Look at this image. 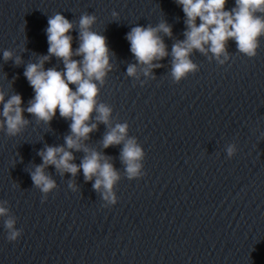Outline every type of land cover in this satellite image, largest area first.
I'll return each mask as SVG.
<instances>
[{"label":"water","instance_id":"95a60500","mask_svg":"<svg viewBox=\"0 0 264 264\" xmlns=\"http://www.w3.org/2000/svg\"><path fill=\"white\" fill-rule=\"evenodd\" d=\"M234 7L235 0H227L224 10ZM55 14L73 24V51L85 14L95 17L90 30L104 36L109 49L110 70L102 85L96 82L97 104L112 110L109 123H97L82 146L118 173L117 203L104 201L103 188L93 190L95 177L85 182L82 171L73 177L47 166L56 187L46 197L34 187L29 172L42 163L38 153L63 146L71 121L57 111L44 124L25 111L28 124L19 135L0 130V206L8 209L0 217V264H264V35L251 59L231 39L223 63L207 46L206 55L193 50L189 59L197 70L175 82L171 50L187 30L175 0H0L5 102L20 95L27 109L34 99L24 71L48 56L47 21ZM161 23L171 28V37L159 33L168 55L148 69L137 64L126 35ZM5 51L12 54L7 61ZM129 65H136L133 77ZM43 68L64 70L54 56ZM117 124H127L125 142L135 139L144 153L139 178H127L123 143L103 147ZM229 146H235L231 158ZM84 155L73 152V163ZM8 218L21 232L14 242L3 227Z\"/></svg>","mask_w":264,"mask_h":264},{"label":"clouds","instance_id":"9594fccd","mask_svg":"<svg viewBox=\"0 0 264 264\" xmlns=\"http://www.w3.org/2000/svg\"><path fill=\"white\" fill-rule=\"evenodd\" d=\"M181 6L186 17L185 39L173 45L172 72L175 82H179L186 74L195 72L196 65L189 59V54L199 51L202 54L211 52L216 59L220 60L223 55L227 60L226 43L234 40L237 51L248 58L256 56L259 46L258 40L264 35V0H235V7L229 12L225 11L227 0H175ZM258 13L260 15H258ZM115 16V13H113ZM200 23L197 25L196 21ZM46 29L48 42V56L40 59L38 63L29 64L24 71L30 87L35 96L29 101L27 109L21 107L20 95H11L5 102V97L0 92V104L3 110L0 112V130L5 131L9 137L19 135L28 121L24 119L26 111L34 116L37 121L48 124L56 112L61 118L70 120V135L64 138V145L59 147H46L40 155L42 163L36 166L34 171L29 172L34 187L43 194H48L55 187V182L45 174L44 169L52 166L60 175L68 173L75 177L78 172L83 173L84 181L88 182L95 177L92 184L93 190L100 192L101 197L109 205L117 203L112 189L119 180V175L107 158L82 146V141L87 140L89 134L96 130L97 123L108 125L111 108L103 103L97 104L96 97L99 94L97 83L103 84L106 70H110L109 49L105 37L91 31L95 23L92 15H82L78 24V48L72 49V36L68 35L73 30V24L61 14L51 16ZM171 37V28L161 23L157 27H133L126 35L130 44V52L135 57L137 64L145 65L148 69L160 67L153 64L154 60L164 59L168 53L159 33ZM207 46V52L206 48ZM54 56L63 62L64 70H44L43 64ZM82 59H73V57ZM5 61L12 58L9 51L3 53ZM15 63H20L19 58ZM136 74V65L127 67V75L133 77ZM148 76L149 72L144 71ZM75 86V91L69 87ZM95 113L96 123H91ZM127 124H117L103 138V147L123 143L121 161L125 165V172L129 180L139 178L144 153L137 145L135 139H127ZM85 153L80 164L73 163V152ZM235 146L227 149L228 157L234 155ZM72 187V185H70ZM44 202V199L41 201ZM6 203V202H4ZM8 216V209L0 206V217ZM14 218L3 221V227L7 232L10 242L16 241L21 232L15 228Z\"/></svg>","mask_w":264,"mask_h":264}]
</instances>
